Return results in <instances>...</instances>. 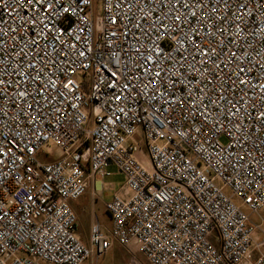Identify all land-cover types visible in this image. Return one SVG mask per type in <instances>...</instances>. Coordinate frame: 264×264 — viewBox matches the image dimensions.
Returning a JSON list of instances; mask_svg holds the SVG:
<instances>
[{
  "label": "built area",
  "instance_id": "obj_1",
  "mask_svg": "<svg viewBox=\"0 0 264 264\" xmlns=\"http://www.w3.org/2000/svg\"><path fill=\"white\" fill-rule=\"evenodd\" d=\"M109 164L111 227L85 243L70 202ZM226 187L264 211V0H0V264L116 243L150 264H264Z\"/></svg>",
  "mask_w": 264,
  "mask_h": 264
},
{
  "label": "rangeland",
  "instance_id": "obj_2",
  "mask_svg": "<svg viewBox=\"0 0 264 264\" xmlns=\"http://www.w3.org/2000/svg\"><path fill=\"white\" fill-rule=\"evenodd\" d=\"M96 9L100 11L101 5L100 3L96 4ZM135 144L139 145L141 147V150L139 151V156L144 157L145 155V145L146 143L142 140L141 135L137 134L135 138ZM224 141V139H221ZM50 148H44L46 150H51ZM42 159L44 161L48 160V154L44 153L42 154ZM107 175L104 177L98 175L97 179L101 180V182L104 184V190L103 194L101 195L103 200L105 199H111L115 192L119 190L120 186L123 184L124 176L119 171V168L116 164H109L106 167ZM97 181V180H96ZM219 186H221V183L219 181L216 182ZM224 192L232 197V200L243 210H246L250 213L249 210L245 206H243L242 201L239 197L232 195V191L229 187L224 188ZM93 200H97L99 198L98 196L91 195ZM81 203L83 206L88 209L90 212L93 220L97 221L99 225L101 226L102 230L108 231L111 227V220L109 219V216L105 210H103L100 214L98 212V218H96V212L94 208L91 206L90 201L88 200L87 194H82L80 197ZM250 224L255 228L254 232V239L256 242L261 241L264 239V211H260L259 213L251 212L250 214ZM80 219L77 223L78 226V232L81 236L85 238H88V231L90 229V221L87 214L80 212ZM261 217L263 218V222H261ZM263 223V224H262ZM257 225V226H255ZM252 242V248L257 251L256 248V242ZM264 250V247L262 248ZM83 264H150L145 255L136 247H126L122 246L118 243H116L113 248L108 250L105 254L97 255L93 254L88 260H86Z\"/></svg>",
  "mask_w": 264,
  "mask_h": 264
},
{
  "label": "crops",
  "instance_id": "obj_3",
  "mask_svg": "<svg viewBox=\"0 0 264 264\" xmlns=\"http://www.w3.org/2000/svg\"><path fill=\"white\" fill-rule=\"evenodd\" d=\"M97 176L96 175L95 177L92 178L91 180V184H92V189L90 188L86 194H87V197H88V200L90 201V204L91 206L94 208L95 212H96V218H98V212H101L103 210H105V201L108 200V199H105L103 200V198H101L102 194H103V190H104V184L101 182V180L97 179ZM104 177V176H103ZM97 180V181H96ZM118 191V190H117ZM116 191V192H117ZM91 195H96L98 196L99 198H97V200H93L92 196ZM71 205L73 207V209L75 210L76 214H77V217H78V222H79V219H80V212L82 211L83 213L87 214L88 217H89V221H90V224L91 225V222L95 221L93 220L90 212L88 211V209H86L85 206L82 205V203L79 201V200H71ZM77 222V223H78ZM77 232H78V226H77ZM80 238L85 242V243H89V238H90V229L88 231V238H85L83 236L80 235V233L78 232Z\"/></svg>",
  "mask_w": 264,
  "mask_h": 264
},
{
  "label": "trees",
  "instance_id": "obj_4",
  "mask_svg": "<svg viewBox=\"0 0 264 264\" xmlns=\"http://www.w3.org/2000/svg\"><path fill=\"white\" fill-rule=\"evenodd\" d=\"M107 214H108V212H107Z\"/></svg>",
  "mask_w": 264,
  "mask_h": 264
}]
</instances>
